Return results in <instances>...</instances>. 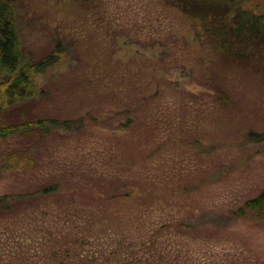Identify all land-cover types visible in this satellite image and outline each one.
<instances>
[{"label":"rangeland","instance_id":"374dc122","mask_svg":"<svg viewBox=\"0 0 264 264\" xmlns=\"http://www.w3.org/2000/svg\"><path fill=\"white\" fill-rule=\"evenodd\" d=\"M169 1L14 0L22 54H65L0 113L59 123L0 137V264H264V218L236 214L264 192V60Z\"/></svg>","mask_w":264,"mask_h":264},{"label":"trees","instance_id":"16d2710c","mask_svg":"<svg viewBox=\"0 0 264 264\" xmlns=\"http://www.w3.org/2000/svg\"><path fill=\"white\" fill-rule=\"evenodd\" d=\"M72 1H77L78 6L82 5L85 11L88 8L85 5H92L94 0ZM178 3L182 5L185 13L196 18L201 17L203 31L217 48L215 51L242 60L257 62L264 60V15L244 9L236 0H179ZM230 10L232 11L228 15L227 12ZM16 16L14 0H0V113L8 110L13 114L15 110L25 108L34 102L38 94V77L62 63L65 54L63 45L58 43L46 57L35 62L28 59L29 57L22 54L20 47ZM209 88L220 94L217 84H210ZM27 118H32V114L28 113ZM128 120L127 127L132 122L131 118ZM78 121L83 124L84 118ZM48 124L59 123L56 120L37 119L21 125L18 123L0 125V137L6 138L20 132L29 133L42 129L45 130L41 133L47 134L51 131ZM251 134L255 141L264 142V132ZM5 199L7 197H0V202ZM0 207L2 210L10 208L7 205L5 208L1 205ZM248 212H256L258 215L255 217L264 218V192L247 200L236 214L243 217Z\"/></svg>","mask_w":264,"mask_h":264}]
</instances>
